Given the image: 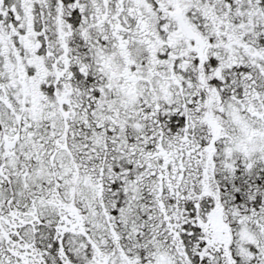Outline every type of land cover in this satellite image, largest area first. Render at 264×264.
Here are the masks:
<instances>
[{
	"label": "snow or ice",
	"instance_id": "1",
	"mask_svg": "<svg viewBox=\"0 0 264 264\" xmlns=\"http://www.w3.org/2000/svg\"><path fill=\"white\" fill-rule=\"evenodd\" d=\"M0 264H264V0H0Z\"/></svg>",
	"mask_w": 264,
	"mask_h": 264
}]
</instances>
